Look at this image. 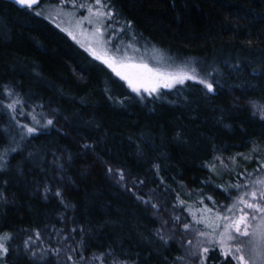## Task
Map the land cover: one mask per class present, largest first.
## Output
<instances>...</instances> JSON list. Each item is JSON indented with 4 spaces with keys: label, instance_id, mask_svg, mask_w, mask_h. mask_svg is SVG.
Here are the masks:
<instances>
[{
    "label": "trees",
    "instance_id": "1",
    "mask_svg": "<svg viewBox=\"0 0 264 264\" xmlns=\"http://www.w3.org/2000/svg\"><path fill=\"white\" fill-rule=\"evenodd\" d=\"M46 2L58 0H42V6ZM111 4L120 25L131 22L129 36L134 33L137 41L191 61L198 69L219 68L222 75L215 78L223 87L215 95L205 94L201 85L188 81L171 92L163 90L161 100L139 102L123 81L66 32L43 16L0 0V96L7 85L28 105L43 104L50 118H56L55 126L38 138L22 141L9 158L7 172L0 173L8 181L7 201H0V231L13 233L12 249L20 248L10 250L3 264H32L22 244L32 230L42 234L38 248L56 247L62 239L56 230L64 229L67 235L79 226L85 230L89 252L122 247L138 264H162L164 256L171 260L183 249L144 239L152 236L159 220L136 195L151 197L165 219L175 214L190 221L179 200L191 206L203 191L218 204L229 202L215 185L232 180L230 173L213 177L212 187L202 183L211 175L204 164L213 155L248 154L250 142L264 149V123L252 118L247 106L249 98H264L260 71L264 0H111ZM237 62L243 71L229 67ZM125 95L132 98L123 105L114 102ZM3 128L19 139L6 115L0 116ZM85 143L92 149L82 148ZM53 153L64 164L59 173L51 165ZM153 165H159L158 173ZM256 167V160L237 157L236 171L253 172ZM109 168L123 170L129 187L133 178L144 184L128 191L109 175ZM45 183L52 189L47 199ZM57 188L71 207L60 204L54 195ZM205 204L213 206L208 200ZM66 243L75 246L71 240ZM216 256L218 249L210 250L205 264H219ZM50 259L56 264L55 257Z\"/></svg>",
    "mask_w": 264,
    "mask_h": 264
},
{
    "label": "snow or ice",
    "instance_id": "2",
    "mask_svg": "<svg viewBox=\"0 0 264 264\" xmlns=\"http://www.w3.org/2000/svg\"><path fill=\"white\" fill-rule=\"evenodd\" d=\"M13 3L37 17L59 20L56 27L66 32L80 48L123 81L139 102L161 100L166 95L163 90L171 92L185 86L188 81L201 85L206 89L205 94L215 95L223 87L220 80L215 78L222 75L219 68L198 69L184 64L174 70L172 65L163 66L159 62L150 64L137 47L135 34L132 33L129 37L131 22L126 21L120 25L119 20L115 19L117 14L111 0H58V3L48 5V8L54 11H49L47 15L41 6L42 0H13ZM68 5H71L70 11L65 10ZM81 9L86 11L85 15H78ZM229 67L243 71L238 62ZM256 71L258 70L253 69V72ZM260 71L264 72V69ZM108 98L114 99L111 95ZM130 98L132 97L125 95L114 102L123 105ZM247 106L251 117L264 123V98H249ZM2 115L8 117L10 125L17 130L19 137L17 139L16 136L8 135L7 128L0 129V173H5L8 170L9 158L20 150L21 142L38 138L44 130L55 126L56 118H50L44 111L43 104L28 105L19 92L7 85L0 96V116ZM180 138L181 133L177 131L175 139ZM250 143L251 150L248 154L237 153L227 158L213 155L211 160L204 164L211 175L202 183L209 187L213 186V177L229 173L233 177L224 185H215V188L222 189L226 194L229 203L218 204L213 196L205 195L201 191L199 199L189 206L186 201L179 200L177 195L180 206L184 207L191 217L190 221L175 214L165 219L159 215L161 206L153 202L151 197L145 199L133 193L138 201L153 209L154 216L159 220V226L153 229L152 236L144 239L151 243L152 238H155L161 241L165 248L170 246V242L175 243L178 248L183 249L181 254L174 255L171 260L164 256L162 264H205L209 251L217 249L218 256L214 259H217L219 264H264V149L256 142ZM92 147L87 143L82 145L84 149ZM52 155L51 165L59 173L64 164L61 157H57L55 153ZM29 157H34V154L29 153ZM237 157L246 162L256 160L257 167L253 172H248L247 169L238 172L235 170ZM67 161H71V155H68ZM153 167L158 173L159 165ZM108 173L116 178L118 185L128 191L144 184L143 180L133 178L129 187L123 170L114 171L109 168ZM7 184L8 181L0 177V201H7ZM43 191L47 199V194L52 192V189L45 183ZM54 195L60 198V204L65 208L71 207L63 199L59 188L55 190ZM205 200L211 201L213 206L209 207ZM175 207L176 205H173V209ZM84 232L82 226L71 228L67 235H64V229L56 230V236L62 238L58 242L60 246L38 248L36 241L41 240L42 234L39 230H32L22 241L23 251L32 264H51L50 257L56 258V264H138V260L132 259V254L122 247L109 246L102 251L89 252L84 241ZM76 235H79L80 239L77 240ZM14 240L13 233L0 231V264H3L10 250H20L19 245L12 249ZM69 240L73 241L75 246L66 243Z\"/></svg>",
    "mask_w": 264,
    "mask_h": 264
},
{
    "label": "rangeland",
    "instance_id": "3",
    "mask_svg": "<svg viewBox=\"0 0 264 264\" xmlns=\"http://www.w3.org/2000/svg\"><path fill=\"white\" fill-rule=\"evenodd\" d=\"M48 5H49V3L47 4V2H46V4H44V6L41 5L45 10V15H47L49 11H54V9H49ZM37 10H40V8H38ZM65 10L70 11L71 7H66ZM85 14H86V11L84 9H81L78 12V15H85ZM48 20L51 21L54 25H56V23L59 22V20H56V21H53L51 19H48ZM62 26H64V25H62ZM137 47L140 48L141 53L144 55V57L148 60V62L150 64H155V63L159 62L163 66L172 65V68L174 70L177 68V66H182L184 64H187L190 67H194L191 61H188V60L183 61L181 59L173 58L172 56L166 54L161 49H159V48H157V47H155V46H153V45H151L145 41H140V42L137 41ZM220 203H225V202L223 200V201H220Z\"/></svg>",
    "mask_w": 264,
    "mask_h": 264
},
{
    "label": "water",
    "instance_id": "4",
    "mask_svg": "<svg viewBox=\"0 0 264 264\" xmlns=\"http://www.w3.org/2000/svg\"><path fill=\"white\" fill-rule=\"evenodd\" d=\"M4 1H8V2H10V3H13V0H4ZM14 4V3H13ZM15 5V4H14ZM15 6H17L18 8H19V6L18 5H15Z\"/></svg>",
    "mask_w": 264,
    "mask_h": 264
}]
</instances>
